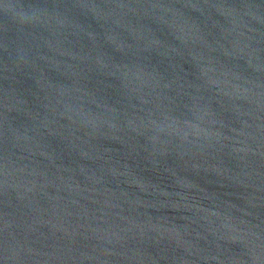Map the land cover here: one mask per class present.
Masks as SVG:
<instances>
[{"label": "water", "instance_id": "obj_1", "mask_svg": "<svg viewBox=\"0 0 264 264\" xmlns=\"http://www.w3.org/2000/svg\"><path fill=\"white\" fill-rule=\"evenodd\" d=\"M0 264H264V0H0Z\"/></svg>", "mask_w": 264, "mask_h": 264}]
</instances>
